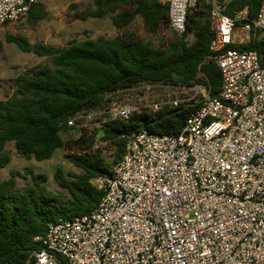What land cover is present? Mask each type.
<instances>
[{
	"label": "built area",
	"instance_id": "1",
	"mask_svg": "<svg viewBox=\"0 0 264 264\" xmlns=\"http://www.w3.org/2000/svg\"><path fill=\"white\" fill-rule=\"evenodd\" d=\"M42 1L0 0V27ZM161 1L182 35L199 0ZM206 1L220 92L212 95L205 81L134 86L143 95L167 89L145 109H193L177 134L128 132L122 158L93 179L103 191L97 206L49 221L34 237L42 246L32 251V264H264V64L256 49L228 47L264 32V0L245 23L246 9L231 17L218 0ZM119 91L105 95L104 107L77 111L68 125L88 135L128 118L134 108L110 98Z\"/></svg>",
	"mask_w": 264,
	"mask_h": 264
},
{
	"label": "trees",
	"instance_id": "2",
	"mask_svg": "<svg viewBox=\"0 0 264 264\" xmlns=\"http://www.w3.org/2000/svg\"><path fill=\"white\" fill-rule=\"evenodd\" d=\"M218 1L231 17L246 9V18L240 20L245 23L258 15L262 0ZM209 9L206 0H199L187 14L185 32L178 35L174 31V38L163 49L150 40L138 39L134 33L113 38L88 37L57 48L40 42L31 44L23 36L7 34V40L21 50L48 57L50 63L28 68L14 79L16 89L12 97L0 99V168L11 159L5 151L9 141L27 159L51 158L72 139V130L76 128L68 125L69 118L80 110L104 107L106 94L143 82L192 85L205 81L212 95H218L222 77L211 49L214 33ZM109 14L120 27L128 25L136 14L143 17L145 27L151 32L162 25L171 27L169 5L161 0H94V7L78 16L101 18ZM42 15L43 6L36 3L30 6L26 18L34 24ZM228 47L256 49L264 64L262 31H257L246 43H232ZM192 109L181 105L165 106L159 111H134L128 118L106 121L93 135L81 134L78 140L89 149L95 144L94 135L100 133L103 140L114 145L113 163H116L124 154L128 132L177 134ZM67 157L82 171L66 174L57 168L54 178L61 190L50 189L47 175L33 170H29L32 182L23 188L17 185V171H12L9 178H0V264H32L29 260L32 251L42 246L34 237L45 234L49 221L88 212L101 200L103 191L95 186L93 179L111 168L102 150L97 148Z\"/></svg>",
	"mask_w": 264,
	"mask_h": 264
},
{
	"label": "rangeland",
	"instance_id": "3",
	"mask_svg": "<svg viewBox=\"0 0 264 264\" xmlns=\"http://www.w3.org/2000/svg\"><path fill=\"white\" fill-rule=\"evenodd\" d=\"M41 4L43 15L34 24L29 23L25 17L0 27V99L12 97L16 89L14 79L23 74L28 68L50 63L48 57L21 50L16 43L7 40V34L20 35L25 37L31 44L40 42L52 48L68 46L75 41L88 37L105 36L113 38L127 33H134L138 39L150 40L154 46L163 49L175 36L174 30L170 26L162 25L156 32L149 31L145 27L143 17L140 14H136L132 21L124 27L113 23L112 14L101 18H80L78 14L94 7V0H43ZM241 26L242 24H239L237 28L239 33L242 30ZM192 39L193 35L190 34L188 40L191 41ZM239 40L238 43H246L249 38L245 36L244 41ZM154 89L149 93H145V95H149L148 97L142 94L143 88L132 87L119 91L110 98H121L128 102L134 108V111H139L149 108L148 104L150 102L161 99L163 93L167 91L166 88ZM112 106L113 102L109 103L108 107ZM93 134L94 132L89 133L87 136ZM80 135L78 129H73L72 139L64 147L57 149L51 158L43 161L21 156L17 152L15 143L9 141L5 146V151L10 154L11 159L5 167L0 168V178H9L12 171H17L19 172L16 176L17 185L23 188L32 182L29 170H33L47 175L46 184L50 189L61 190L62 188L54 178L57 168H62L66 174H79L82 171L70 161L67 154L83 153L99 148L102 150L106 162L111 166L114 164L115 147L113 144L103 140L101 134L97 133L94 135V146L87 149L78 140ZM63 136L66 138L67 134L65 133ZM74 140L78 141L75 142Z\"/></svg>",
	"mask_w": 264,
	"mask_h": 264
}]
</instances>
